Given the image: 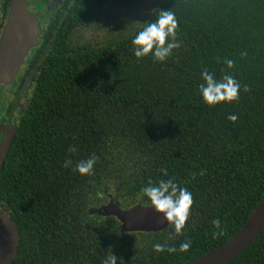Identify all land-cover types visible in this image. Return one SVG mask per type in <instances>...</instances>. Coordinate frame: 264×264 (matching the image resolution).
I'll use <instances>...</instances> for the list:
<instances>
[{
	"label": "trees",
	"instance_id": "trees-1",
	"mask_svg": "<svg viewBox=\"0 0 264 264\" xmlns=\"http://www.w3.org/2000/svg\"><path fill=\"white\" fill-rule=\"evenodd\" d=\"M157 1V10L175 13L180 45L162 63L133 56L131 39L140 24L106 44L71 37L65 42L63 30L51 47L0 168V207L19 235L10 264H83L73 254H60L65 185L58 178L52 188L48 184V161L63 160L55 153L67 139L71 184L79 176L75 166L95 156L101 190L113 184L132 195L149 183L172 180L192 193L190 227L174 241L177 252L144 264H183L211 252L259 203L264 194V0ZM226 59L233 61L231 69ZM204 69L216 78L233 75L241 85L239 98L206 106L198 92ZM231 114L235 122L227 119ZM67 192L73 204L78 190ZM185 239L191 247L179 252ZM225 264H264V229Z\"/></svg>",
	"mask_w": 264,
	"mask_h": 264
},
{
	"label": "flooded vegetation",
	"instance_id": "flooded-vegetation-1",
	"mask_svg": "<svg viewBox=\"0 0 264 264\" xmlns=\"http://www.w3.org/2000/svg\"><path fill=\"white\" fill-rule=\"evenodd\" d=\"M13 1L0 0V41ZM24 3L27 12L36 20L39 32L16 72L8 81L0 82V145L12 133L13 137L16 136L28 111L39 70L63 30L62 39L67 42L70 37L73 41L76 35L92 30L103 32L119 22L138 26L150 17V12L157 11L159 7L157 0H24ZM75 22L80 26L77 27ZM86 24L89 26H84ZM67 141L55 153L57 158L62 157L63 160L48 161L51 169V173H48L49 187L53 186L57 178L65 185L60 254H73L83 264H105L111 255L117 258V264H144L168 253L153 251V244L168 240L169 246H173L177 239L173 235L169 240L172 230L167 224L158 227L163 222L159 215L155 224L157 227L149 231H122L121 223L115 216L89 213L90 209H99L109 204L116 205L120 211L136 206L150 208V204L141 193L124 194L120 187L113 184L104 185L101 190L102 178L100 172L97 173L98 165L93 168L95 174L83 178L76 176V180L72 179L76 184H71L69 161L66 159ZM17 163L22 165L23 161L18 160ZM59 167L62 170L60 173ZM53 168L57 170L56 176L52 173ZM70 189L78 190L73 204L68 202L67 191ZM70 207H73L72 214ZM189 227L186 222L185 228Z\"/></svg>",
	"mask_w": 264,
	"mask_h": 264
},
{
	"label": "clouds",
	"instance_id": "clouds-1",
	"mask_svg": "<svg viewBox=\"0 0 264 264\" xmlns=\"http://www.w3.org/2000/svg\"><path fill=\"white\" fill-rule=\"evenodd\" d=\"M153 19L140 24L131 39L132 54L135 58L143 59L150 57L154 63H162L172 54V51L180 45L176 40L178 21L171 10H157L150 12ZM227 69L233 67V61H224ZM201 83L198 92L203 103L213 107L223 103L236 101L241 85L231 74H223L216 78L213 72L204 69L199 74ZM229 121L235 122L237 116L231 114L227 117ZM96 157L90 156L87 160L75 166L76 173L81 178L92 174ZM142 196L150 204V210L162 217L163 221L171 228L172 236L182 235L186 222L189 220L190 210L193 206L192 193L186 188L179 186L172 180H159L155 185L149 183L141 189ZM214 223H217L214 221ZM191 247V241L185 239L179 245V252H186ZM155 253L177 252V248L169 246L168 240L153 244ZM105 264H117V258L111 255Z\"/></svg>",
	"mask_w": 264,
	"mask_h": 264
},
{
	"label": "water",
	"instance_id": "water-1",
	"mask_svg": "<svg viewBox=\"0 0 264 264\" xmlns=\"http://www.w3.org/2000/svg\"><path fill=\"white\" fill-rule=\"evenodd\" d=\"M37 23L26 8L24 0H14L3 29L0 41V82L8 81L16 72L29 47L37 37ZM14 133L0 145V168L10 147ZM90 214L115 216L121 223L122 231H149L158 220L150 208L136 206L120 211L109 204L99 209H90ZM162 218V217H160ZM166 223L163 221L161 226ZM157 227V226H155ZM264 229V194L241 228L224 244L183 264H225L248 248ZM19 235L13 222L0 209V264H10L17 256ZM60 264H78L64 262Z\"/></svg>",
	"mask_w": 264,
	"mask_h": 264
},
{
	"label": "rangeland",
	"instance_id": "rangeland-1",
	"mask_svg": "<svg viewBox=\"0 0 264 264\" xmlns=\"http://www.w3.org/2000/svg\"><path fill=\"white\" fill-rule=\"evenodd\" d=\"M137 25L132 24V26H129V24L121 23L119 22L116 26L111 25L109 26L105 31L98 32V30H92L89 33H83L81 35H76L73 39V42H95V43H108L111 39H115L117 34L119 32H125L127 29L135 28ZM104 30V29H103ZM37 31L39 32L38 25H37ZM37 38V37H36ZM36 40V39H35ZM35 43V42H34ZM34 45V44H33Z\"/></svg>",
	"mask_w": 264,
	"mask_h": 264
}]
</instances>
